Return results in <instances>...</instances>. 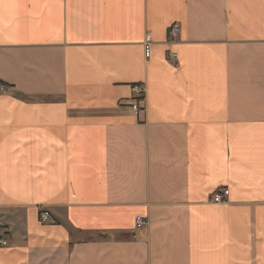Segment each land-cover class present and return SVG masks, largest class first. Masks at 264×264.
I'll return each mask as SVG.
<instances>
[{
  "label": "crops",
  "instance_id": "1",
  "mask_svg": "<svg viewBox=\"0 0 264 264\" xmlns=\"http://www.w3.org/2000/svg\"><path fill=\"white\" fill-rule=\"evenodd\" d=\"M0 84V264H264V0H0Z\"/></svg>",
  "mask_w": 264,
  "mask_h": 264
},
{
  "label": "built area",
  "instance_id": "2",
  "mask_svg": "<svg viewBox=\"0 0 264 264\" xmlns=\"http://www.w3.org/2000/svg\"><path fill=\"white\" fill-rule=\"evenodd\" d=\"M171 37L173 39H175L179 33V27L177 25H173L171 28ZM151 35H148L145 39V50H146V54L147 56L150 55V46H151ZM169 58L173 61L177 60V53L174 51H171L169 53ZM4 87L0 84V89H3ZM133 93H134V98H133V107L134 110L136 111V113H141L143 111V106L141 105V103L143 102L144 98H145V86L142 84H136L133 85L132 87ZM229 189H220L218 191H216L213 195L211 200L215 203H221L226 201V198L229 196ZM40 219L42 222H50L51 221V216L48 213V211L43 210L41 212L40 215ZM137 222L138 224H143L144 221L141 217L137 218ZM2 224L1 220H0V225ZM0 243L1 244H7V241L5 239H3L2 237H0Z\"/></svg>",
  "mask_w": 264,
  "mask_h": 264
}]
</instances>
